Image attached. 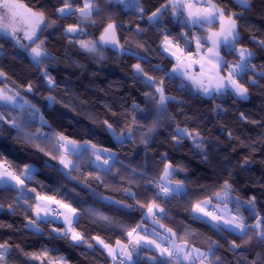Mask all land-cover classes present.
I'll return each mask as SVG.
<instances>
[{
  "label": "trees",
  "instance_id": "trees-1",
  "mask_svg": "<svg viewBox=\"0 0 264 264\" xmlns=\"http://www.w3.org/2000/svg\"><path fill=\"white\" fill-rule=\"evenodd\" d=\"M17 1L33 12H44L50 23L41 39L43 47L54 58L46 60L45 64L55 84L49 87L42 75L45 68L34 63L29 50L10 38H0V71L5 74L0 76V88L18 92L37 110L33 115V110L27 107L14 109L0 103V112L5 115V120L0 121V151L17 174L25 164L36 167L32 178L26 181L22 198L20 188L0 186V243L9 245L5 264H114L93 237H100L110 246L117 240L126 244L127 230L147 221L145 213L153 200L167 213L161 215L159 223L153 224L157 232L166 234L165 228H170L177 234V240L183 242L179 237L189 231L192 234L186 237L188 243L202 251H207L211 242L216 241L219 247L214 251L219 261L214 264H251L252 261L264 264V242L256 231L249 232L250 240H241L236 233L218 231L215 223L194 218L192 210L196 202L213 197L227 181L233 187V194L242 201L255 196L256 209L264 217V76L261 75L264 47L258 43L264 41V0H249L248 9L236 0H211L222 7L226 15L241 14L238 47L254 53L252 64L256 66L242 79L238 77L249 90L246 99L232 91L204 95L181 75L170 76L177 61L163 50L164 36L169 35L174 44L178 41L179 47L187 53L194 52V37L208 36L218 23L191 27L185 23L183 14L173 16L171 7H164L169 0H140L138 7L129 5L127 8L114 0L111 3L97 0L101 14H93L95 23L81 21L78 14L62 18L56 11L62 6L61 0ZM199 2L202 1H196L203 4ZM71 3L74 7L83 6V0H71ZM157 9L162 11L160 19L150 22L147 17ZM110 22L118 25L116 37L120 45L136 52V56L109 46L100 48L99 54L79 47V39L99 41ZM76 24L85 35H66L65 28ZM182 34H187V45ZM221 53L229 62L238 61L237 54L226 47H222ZM137 63L157 81L164 80L165 94L174 97L167 102L166 112L159 109L157 99L146 95L151 93L156 97L158 94L145 79L137 77L133 67ZM253 79L257 84L251 82ZM29 84L32 91H27ZM49 96L55 97L56 102H50ZM11 119L17 121L18 128L8 123ZM104 121L112 124L117 133L124 131L126 135L127 126L132 125V139L121 144ZM154 123L159 125L158 129L149 132ZM178 127L188 129L193 135L199 132L202 139L184 138L177 143L173 137L178 135ZM53 131L79 144L88 141L97 148L114 152L116 158L111 171L94 167L91 151L79 156L67 153L78 168L65 170L60 163L64 149L57 150L51 135L47 138L40 135ZM145 139L147 144L142 142ZM197 143L202 147H197ZM165 163L178 169L170 179L183 181L185 186L180 195L168 199L157 198L153 185L155 181L165 183L161 179ZM126 189L135 197L128 195ZM37 193L76 208L79 222H75L74 228L88 242L78 244L59 238L60 233L53 229L64 228L57 220L60 217L48 219L52 222L38 221L40 231L29 225V220L35 218L32 206ZM232 207L234 210L235 205ZM241 211L246 223L255 224L247 208ZM93 212L111 220L105 222L93 216ZM161 224L165 227L161 228ZM233 240L241 247L231 249ZM142 253L156 255L146 249ZM137 264L151 262L144 258Z\"/></svg>",
  "mask_w": 264,
  "mask_h": 264
},
{
  "label": "snow or ice",
  "instance_id": "snow-or-ice-1",
  "mask_svg": "<svg viewBox=\"0 0 264 264\" xmlns=\"http://www.w3.org/2000/svg\"><path fill=\"white\" fill-rule=\"evenodd\" d=\"M119 4H125V0H116ZM111 3V0H109ZM207 7L203 9H197L196 12H192L190 9L193 8V5L189 3V0H169V4L164 7H171L172 15L177 16L181 14L179 10H185V23L191 22L193 25L199 24L203 25L207 24H220V31L213 32L206 37H194L196 41V51L197 54L200 53V49L203 47L201 44V39L205 42H210V47L207 48L206 53L200 56L199 59L190 60V64H199L201 73H204L207 79V84H205L204 80L192 76L187 68L189 65H185L184 60L180 55H177L178 52L182 53L183 49L179 47L178 41L174 44L170 39L169 35L164 36V40L162 44L164 46V51H171V48H175L176 51H171V55L175 57L177 63L176 66L173 67L172 74H179L181 76H187L189 80L192 81L196 87L204 92L206 95H214V94H227L229 91H232L235 95L240 98H247L248 96V88L244 86V84L240 83V79L243 78L244 75L247 74L249 70H255L256 66L252 64V59L254 57V53L244 47H238L240 41V32L238 30V19L241 14L237 13H229L225 14V10L211 2V0H206ZM62 6L57 8V13L62 17H69L73 15H79L81 21H92L95 23L93 19V14L95 13L97 16L101 14V9L98 6L97 0H83L82 7H74L71 3V0H61ZM140 0H135V5L139 6ZM240 4L245 9L250 8L249 0H240ZM20 5L17 4L16 0H0V32H3L5 36H9L16 41L17 44H20L22 48L25 50L30 49V56L32 57L34 63L40 67L43 66L45 68L42 75L46 78L47 83L50 88H52L55 84L54 79L50 76L47 71V66L45 64L46 60L54 59L50 56V53L47 51L44 45V40L41 39L43 31L46 30L50 23L46 20L44 12H33L31 9H26L25 13L20 12ZM125 7H129L128 4H125ZM141 13L144 12L143 7H140ZM162 15L161 9H157L152 12L151 15L147 17L150 22L158 21L160 16ZM17 18H19V23L23 24L24 27H18ZM51 23H55L52 21ZM43 26V27H42ZM118 25L115 22H110L104 28L103 33L99 37V41L94 40H85L79 39L77 43L79 47L89 53L99 54L100 48L104 46H112L118 52H123L130 54L132 56H136L137 53L130 51L128 49H124L123 46L120 45L119 40L116 37V29ZM137 30L140 31L139 26H137ZM66 35H75V36H83L85 35L84 30L80 27L79 24L76 25H68L65 28ZM18 32H23V38L29 41L28 44L21 43V37L18 35ZM182 38L185 40L187 45L188 37L187 34H182ZM261 47H264V41H258ZM99 45V46H98ZM138 47H143L142 44H138ZM226 47L229 52H235L238 56V61L234 63H230L225 60L221 55L219 49L221 47ZM188 57L191 58L192 53L189 52ZM138 59H142L138 57ZM137 77L145 79V83L154 89L155 93L158 95L153 97L151 93H146L150 98L157 99V103L159 105V109L161 111H167V102L169 100L174 99V97H169L165 94L164 89V80L160 79L156 80L153 76H150L145 69L139 64L133 65ZM221 69L226 70V75H221ZM5 74L0 71V76H4ZM264 76V73H261ZM238 77L240 79H238ZM253 84H257V81L253 79L251 81ZM32 85L29 84L27 86V91H32ZM20 94L14 93L12 95L6 94V90L0 88V102H3L6 106H11L12 108H19L24 110L26 107L30 110H33V115L37 114V110H35V106L32 105L29 101L24 100L23 97H20ZM50 102L55 103V97L49 96L47 98ZM134 108L138 106L134 105ZM5 120V115L3 112H0V121ZM41 121L43 124H46L47 121L43 120L41 117ZM12 127L18 128L17 121L15 119H11L8 121ZM135 117H133V124H135ZM107 129L113 133L114 137L120 141L121 144L125 142V140L132 139V125L127 126V135L124 131L117 133L116 129L113 128V125L108 123V121H104ZM159 125L154 123L151 128L148 129L149 132H154L158 129ZM19 130V129H18ZM178 135L173 137L174 140L179 143L184 138H192L196 141L197 137L200 136L199 132H196L193 135L192 132L188 131V129H179L177 128ZM47 138L48 135H51L55 138L57 150L59 151L61 148L65 149L66 153L82 155L83 153L91 150L92 155L96 157L97 160L101 159V153H109L108 159H111L115 154L111 153L109 149L106 148H97L96 145L91 144V142H84V144H79V142L75 140H69L68 137L64 136L62 133L51 132L50 134L40 133ZM231 135V133H229ZM147 144V139L142 141ZM197 147H202V144L197 143ZM55 158V157H54ZM108 159L104 160L105 164H108ZM60 163L64 165L65 168H71L72 170H77L78 166L75 165L72 161L67 159H61ZM12 169L11 163L4 157L3 151H0V185L4 186H12L20 185V191L23 194L25 192L24 179H21V175L24 176L25 179H31V172L33 169L30 165L25 164L23 169L19 170V174L14 172ZM111 171V167L108 169ZM178 171L176 167H174L171 163H165L163 168V175L161 177L162 180H165V183L157 184L158 192L157 198L168 199L174 195H180L184 190V182L176 181L170 179L175 175ZM71 174L70 172L68 173ZM91 175V173H89ZM99 179V176L96 177ZM12 181H15V185L12 184ZM30 191L35 192V189H30ZM128 195L131 197H135V194L130 190H125ZM233 187L232 185L225 181L221 190L215 192L213 197H210L206 200L198 201L193 205V213L194 218L203 219L204 217H210L212 221H215V228L218 231H228L230 233H236L241 240L249 237L250 231H256L258 237L262 242H264V217H261L259 212L256 209V197L252 196L248 200H241L239 197L233 196ZM38 200L44 201L43 205L40 203L34 204L32 207L35 210V218L30 219L28 224L31 226H36V231H40L37 226L38 221L43 222H52L48 220L50 213H54L57 217L63 216V223L66 225L63 229L55 228L54 232L60 233L59 238H68L73 242L78 244L87 243L86 238L73 227V220L75 219L76 223L79 222L78 210L72 207L70 204L65 203L62 200H56L51 196H41L39 193L36 194ZM212 199L218 200L221 204L224 205L223 209H220L217 205L212 204ZM25 203L28 201L25 200ZM234 202V210L228 208L229 203ZM114 203H119L118 201H114ZM137 203H139L137 201ZM55 204L59 205L60 208L66 209V212H60L59 208H51L50 205ZM242 205H247V210L252 214L253 219H255V224L246 223L245 217L241 211ZM127 208H132L133 205H123ZM2 207V205H0ZM12 206L9 205V208ZM143 207V205H142ZM211 208V210H209ZM196 213H201L202 216H195ZM219 213V214H215ZM93 216H98L99 219L109 222L111 220L110 217L104 216L102 214H98L93 212ZM151 214L153 217V224L159 223V218L161 215H167L165 209L161 207L158 203L153 200L147 206V212L145 213V217ZM161 228H164V225H160ZM139 230V231H138ZM145 233V234H141ZM166 234H160L156 232L155 229L151 233L147 232V229L143 228V223L137 224L135 227L127 230L126 235L129 238V243L121 245L119 240L116 241L117 249L112 248L109 244L105 243L100 237H93V239L99 244L102 245L104 249L107 250L109 256L113 258L115 261L117 257H121L119 260V264H137L136 260L133 258V254L135 253L137 256L140 255L142 250L153 251L156 253L155 256L146 257L151 264H185V261L188 264H214V261L218 262L219 258L215 255V248H218L219 245L216 241H212L209 245L207 251H202L200 248L191 246L186 237L191 235L189 231L185 232L184 237H179L182 243H177V234L172 231L170 228H165ZM157 237V238H152ZM91 247V244H89ZM241 245L237 244L235 240L231 241L230 248L238 249ZM9 245L6 243H0V264H5L6 255L8 253ZM35 255V254H33ZM44 255H47L45 252ZM63 261V257L60 258ZM251 264H257L256 261H252Z\"/></svg>",
  "mask_w": 264,
  "mask_h": 264
},
{
  "label": "crops",
  "instance_id": "crops-1",
  "mask_svg": "<svg viewBox=\"0 0 264 264\" xmlns=\"http://www.w3.org/2000/svg\"><path fill=\"white\" fill-rule=\"evenodd\" d=\"M196 1H200V0H189V3H191V4H193V5H196L197 7H199V8H201V9H203V7L202 6H200V5H198L197 3H196ZM180 12H181V14H183V16L185 17L186 16V11L185 10H179ZM188 24H189V26H194L190 21L189 22H187ZM196 25H199V24H196ZM204 26V25H203ZM206 44H207V42H205ZM204 47H206V49L208 48V47H210L208 44L206 45V46H204ZM223 47V46H222ZM180 48H182V47H180ZM193 48H194V52H191L192 53V55H194L195 57L196 56H198L196 53V50H195V44L193 43ZM175 48H173V49H171V50H174ZM183 49V52H182V54H180V53H177V55H180L181 57H182V59L183 60H185L187 57H188V53L186 52V50L184 49V48H182ZM206 51V50H205ZM170 55H171V51H167ZM202 53V52H201ZM200 53V54H201ZM222 54V53H221ZM172 56V55H171ZM201 56V55H200ZM175 58V57H174ZM235 62H237V61H235ZM230 63H234V61L233 62H230ZM190 63H186L185 65L187 66V65H189ZM176 66V65H175ZM188 69H191L192 71L194 70L193 69V66H191V64H190V67H188ZM196 70H199V69H196ZM221 75H226V70H224V69H222V73H221ZM206 77V76H205ZM89 151H91V150H89ZM92 152V151H91ZM111 153H114V152H112V151H110ZM115 154V153H114ZM108 156H109V153H101V159H99V160H97L96 159V157L95 156H93V162H92V165L94 166V167H96V168H98V169H102V170H108L110 167H112V165H113V162H114V159L116 158V154L111 158V159H108ZM105 159H108V162H110V163H108V164H105L104 163V160ZM72 162L74 163V160H72ZM31 166V168L33 169V171L31 172V177H32V175L34 174V172L36 171V167L35 166H33V165H30ZM63 167H64V165H63ZM65 168V167H64ZM71 168H65V170H70ZM21 179H24V185H23V187L25 188V184H26V181L27 180H29V179H25L24 178V176L23 175H21ZM15 181H12V184L13 185H15ZM0 186H4V185H0ZM15 187H17V188H20L21 186L20 185H16ZM184 190H185V186H184ZM183 190V191H184ZM21 198L23 197V194L20 196ZM36 203H40L41 205H43L44 203H46V202H44V201H40V200H38V198L35 200V204ZM212 204H214V205H217L220 209H223V206H221L217 201H215V200H212ZM50 207L51 208H59V211L60 212H66L67 210L66 209H63V208H60V206L59 205H55V204H52V205H50ZM228 208H230V209H233L232 208V206H229L228 205ZM209 210H211V208L209 209ZM53 214L54 213H50V215H49V217H48V219H50V218H55L54 216H53ZM194 214V213H193ZM195 216H202V214L201 213H196L195 214ZM56 219V218H55ZM63 219H64V217L63 216H60V218L59 219H57L59 222H61L63 225H64V227H66V225L63 223ZM145 219H147V221H143L142 223H143V228L144 229H147V232L148 233H151L152 231H153V229H154V225H153V217L151 216V214H149L148 216H147V218L145 217ZM203 219H205V220H207V221H209V222H211V223H216L215 221H212L211 220V218L210 217H204ZM75 219L73 220V227H74V224H75ZM139 231V230H138ZM157 232V231H156ZM159 233V232H158ZM141 234H145V233H141ZM160 234H162L163 235V233H160ZM152 238H157V237H152ZM176 242L177 243H182V242H180V241H178L177 239H176ZM76 243V242H75ZM129 243V239H128V241H127V243L126 244H128ZM121 245H124L123 243H121ZM101 246V248H103V246L102 245H100ZM112 248H114V249H117L118 250V247H117V244H115V245H113V246H111ZM104 249V248H103ZM104 251L107 253V250L106 249H104ZM143 251V250H142ZM142 251H141V253H140V255L139 256H137L135 253L133 254V258H134V260H136V262H138L139 260H141V259H144V258H146V257H150V256H152L151 255V253H147V254H150V256H148V255H146V254H144V253H142ZM153 252V251H152ZM155 253V252H154ZM108 254V253H107ZM109 256V255H108ZM109 258L114 262V260H113V258L111 257V256H109ZM118 258H120V259H122L121 257H117V259ZM185 264H188V262L187 261H185Z\"/></svg>",
  "mask_w": 264,
  "mask_h": 264
},
{
  "label": "rangeland",
  "instance_id": "rangeland-1",
  "mask_svg": "<svg viewBox=\"0 0 264 264\" xmlns=\"http://www.w3.org/2000/svg\"><path fill=\"white\" fill-rule=\"evenodd\" d=\"M114 1H116V0H114ZM200 1H202V2H199V3H204V2H206V0H200ZM238 3H240V0H236ZM16 2H17V4L18 5H20V6H22V7H20V12L21 13H25L26 12V9H28L27 7H25L23 4H21V3H19L17 0H16ZM125 4H128V5H130L131 7H136V5H135V0H125ZM124 4V5H125ZM193 5V4H192ZM138 7V6H137ZM197 9H201V8H199V7H197L196 5H193V8L192 9H190L192 12H196V10ZM17 24H18V27H24V25L23 24H21V23H19V18H17ZM207 24V23H206ZM207 25H212V24H207ZM43 27V26H42ZM220 31V24L218 23V26H217V28H215V29H211L210 31H209V33H207V35H210L211 33H213V32H219ZM47 32H49V30H47ZM18 35H20V37H21V43L22 44H28L29 43V41H27L26 39H24L23 38V32H18ZM1 37H6V38H10V39H12L11 37H9V36H5L4 35V33L3 32H0V38ZM196 37H200V36H196ZM13 41H15L14 39H12ZM16 42V41H15ZM194 44H195V50H196V41L194 40ZM201 44L203 45V42H202V40H201ZM207 44L209 45V46H211L210 45V42H207ZM109 47H112V46H110V45H108ZM164 47V46H163ZM113 48V47H112ZM171 49H173V48H171ZM221 49H222V47L219 49V51H220V55L224 58V56L221 54ZM207 51V49H206V47H204V45H203V47L200 49V53L199 54H197L198 56H194V55H192L191 56V58H189V57H187L185 60H184V63L186 64V63H190V60H196V59H199L200 58V55L202 56V55H204V53H206V51ZM171 51H176V49H174V50H171ZM29 52H30V49H29ZM197 52V51H196ZM178 53H180V52H178ZM180 54H182V53H180ZM225 59V58H224ZM191 66H193V71L191 70V69H188L187 68V71L192 75V76H194V77H198V78H200V79H202V80H204V82H205V84H207V79H206V77H205V74L204 73H201V71H200V66H199V64H191ZM196 69H199V70H196ZM136 72V71H135ZM221 73H222V69H221ZM179 75V74H178ZM182 77H184L187 81H189V82H191L192 83V81L191 80H189L188 78H187V76H182ZM193 84V83H192ZM193 86H195L196 87V85L195 84H193ZM3 89H5L6 90V94H8V95H12V94H14V93H12L11 91H9L8 89H6V88H3ZM196 89L197 90H199V91H201V93H203L204 94V92L202 91V90H200V89H198L197 87H196ZM204 95H206V94H204ZM18 99H19V97H18ZM1 103V102H0ZM190 139H192V138H190ZM202 138H201V136H199V137H197V139H196V141H200ZM193 140V139H192ZM64 152H65V149H64ZM62 159H67V160H70V161H72L73 159H72V157H70L69 155H67V153L65 152V154H64V156H63V158ZM108 163H110V162H108ZM166 179H168V178H166ZM166 179L165 180H163L164 182H166ZM233 194V193H232ZM233 196H235L234 194H233ZM216 200V199H215ZM221 206H223L224 207V205L223 204H221L218 200H216ZM233 204H234V202L233 203H229L228 205L229 206H233ZM233 208V207H232ZM241 208H247V205H242V207ZM251 216H252V214H251Z\"/></svg>",
  "mask_w": 264,
  "mask_h": 264
},
{
  "label": "built area",
  "instance_id": "built-area-1",
  "mask_svg": "<svg viewBox=\"0 0 264 264\" xmlns=\"http://www.w3.org/2000/svg\"><path fill=\"white\" fill-rule=\"evenodd\" d=\"M197 4H198V3H197ZM198 5L202 6L203 8L207 7V3H206V2L203 3V4H198ZM160 183H162V182H160V181H155V182L153 183L154 188H155L156 195H157V192H158L157 184H160ZM215 214H219V213H215ZM54 216H55V218H59V217H60V216L57 217L55 214H54ZM119 260H120V258L116 259V260L114 261V264H119Z\"/></svg>",
  "mask_w": 264,
  "mask_h": 264
}]
</instances>
